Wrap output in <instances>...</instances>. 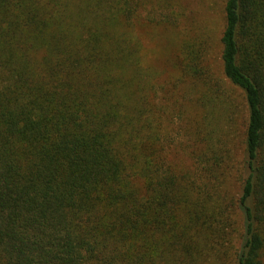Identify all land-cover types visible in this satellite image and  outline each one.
<instances>
[{
  "label": "trees",
  "instance_id": "1",
  "mask_svg": "<svg viewBox=\"0 0 264 264\" xmlns=\"http://www.w3.org/2000/svg\"><path fill=\"white\" fill-rule=\"evenodd\" d=\"M138 6L0 0V264H264V0L224 4L243 150L204 145L192 174L166 157Z\"/></svg>",
  "mask_w": 264,
  "mask_h": 264
},
{
  "label": "rangeland",
  "instance_id": "2",
  "mask_svg": "<svg viewBox=\"0 0 264 264\" xmlns=\"http://www.w3.org/2000/svg\"><path fill=\"white\" fill-rule=\"evenodd\" d=\"M134 1L139 3L135 30L147 61L164 81L158 104L168 161L192 174L198 166L194 154L204 145L219 142L231 146L232 158L239 159L247 108L242 92L222 74L225 0ZM179 62L203 74L202 78L183 81ZM225 183L228 194L238 192L235 180Z\"/></svg>",
  "mask_w": 264,
  "mask_h": 264
}]
</instances>
